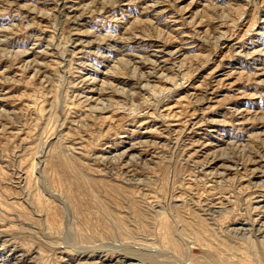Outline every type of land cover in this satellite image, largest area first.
Here are the masks:
<instances>
[{"label":"rangeland","instance_id":"obj_1","mask_svg":"<svg viewBox=\"0 0 264 264\" xmlns=\"http://www.w3.org/2000/svg\"><path fill=\"white\" fill-rule=\"evenodd\" d=\"M260 195L264 0H0V264H264Z\"/></svg>","mask_w":264,"mask_h":264},{"label":"bare ground","instance_id":"obj_2","mask_svg":"<svg viewBox=\"0 0 264 264\" xmlns=\"http://www.w3.org/2000/svg\"><path fill=\"white\" fill-rule=\"evenodd\" d=\"M8 42V41H7ZM3 43V42H2ZM5 43V42H4ZM258 197H260V198H262L261 200H258V201H255V202H253V203H256L257 205H259V204H261V203H264V195H260V196H258ZM257 208H253L252 210H257V209H259L260 210V212L261 213H263L264 214V205H262V206H256ZM251 210V211H252ZM258 211V210H257ZM244 221V220H243ZM242 231H245V230H242ZM248 231V230H247ZM167 233V232H166ZM167 235V234H166ZM166 241V244L168 245V244H171L172 246V248H173V250H181L180 248H179V246L175 243V242H171L170 240L171 239H169V238H167V237H163V241ZM173 243H174V245H173ZM193 243V242H192ZM182 247V246H181ZM182 251V250H181ZM179 252V251H178ZM77 256V255H76ZM112 257V255H105V256H101L100 257V262H101V264H102V262H105V261H107L108 260V258H111ZM132 258H134V257H132V256H128V255H124V256H122V257H119V259H120V261H117V263L118 264H127V261L129 260V259H132ZM128 264H131V263H128Z\"/></svg>","mask_w":264,"mask_h":264}]
</instances>
